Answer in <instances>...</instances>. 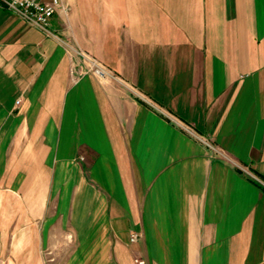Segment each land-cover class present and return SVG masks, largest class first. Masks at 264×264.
I'll list each match as a JSON object with an SVG mask.
<instances>
[{"label": "crops", "instance_id": "obj_1", "mask_svg": "<svg viewBox=\"0 0 264 264\" xmlns=\"http://www.w3.org/2000/svg\"><path fill=\"white\" fill-rule=\"evenodd\" d=\"M62 4L0 9V264H264V0Z\"/></svg>", "mask_w": 264, "mask_h": 264}, {"label": "built area", "instance_id": "obj_2", "mask_svg": "<svg viewBox=\"0 0 264 264\" xmlns=\"http://www.w3.org/2000/svg\"><path fill=\"white\" fill-rule=\"evenodd\" d=\"M63 8L62 0H0V9H6L21 17L28 25L47 30L54 14ZM87 73L105 77L107 72L95 60H91ZM141 236L133 232L131 243H137ZM136 264H145L144 260L136 259Z\"/></svg>", "mask_w": 264, "mask_h": 264}]
</instances>
